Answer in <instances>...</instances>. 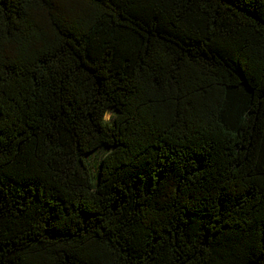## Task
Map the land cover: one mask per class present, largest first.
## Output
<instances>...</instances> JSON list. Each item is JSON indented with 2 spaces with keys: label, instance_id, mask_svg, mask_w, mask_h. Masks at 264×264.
Returning a JSON list of instances; mask_svg holds the SVG:
<instances>
[{
  "label": "trees",
  "instance_id": "1",
  "mask_svg": "<svg viewBox=\"0 0 264 264\" xmlns=\"http://www.w3.org/2000/svg\"><path fill=\"white\" fill-rule=\"evenodd\" d=\"M0 264H264V0H0Z\"/></svg>",
  "mask_w": 264,
  "mask_h": 264
},
{
  "label": "rangeland",
  "instance_id": "2",
  "mask_svg": "<svg viewBox=\"0 0 264 264\" xmlns=\"http://www.w3.org/2000/svg\"><path fill=\"white\" fill-rule=\"evenodd\" d=\"M111 116H112L111 114H108L106 119L109 120L111 118Z\"/></svg>",
  "mask_w": 264,
  "mask_h": 264
}]
</instances>
